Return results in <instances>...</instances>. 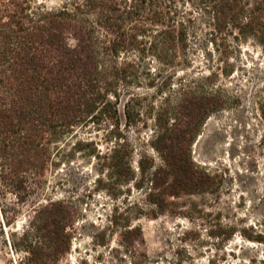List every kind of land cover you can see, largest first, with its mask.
Wrapping results in <instances>:
<instances>
[{
	"label": "trees",
	"instance_id": "1",
	"mask_svg": "<svg viewBox=\"0 0 264 264\" xmlns=\"http://www.w3.org/2000/svg\"><path fill=\"white\" fill-rule=\"evenodd\" d=\"M59 5L0 0V192L25 201L48 170L70 158L69 139L79 129L101 125H111L113 146L103 155L91 149L89 155L102 159L94 181L109 196H118L130 182L141 188L146 180L145 200L162 211L167 196L208 186L210 178L192 162L188 146L213 99L182 92L172 109L159 108L150 145L162 164L140 156L137 179L121 128L120 92L143 83L140 75L150 73L140 60L149 57L161 66L145 84L158 92L172 86L192 48L187 5L209 18L212 44L251 38L264 51V0H61ZM139 104L135 94L124 102L125 126L142 114ZM91 144L79 139L71 149ZM75 214L64 200L50 199L35 209L19 238L30 264H52L50 259L68 251ZM129 226L124 225V237L135 233L142 241L140 229Z\"/></svg>",
	"mask_w": 264,
	"mask_h": 264
},
{
	"label": "rangeland",
	"instance_id": "2",
	"mask_svg": "<svg viewBox=\"0 0 264 264\" xmlns=\"http://www.w3.org/2000/svg\"><path fill=\"white\" fill-rule=\"evenodd\" d=\"M37 3L53 8L61 0ZM185 10L193 18L188 64L176 69L172 86L158 92L145 83L158 72L160 62L153 57L140 60L150 74L140 75V86L121 90L118 111L138 179L140 156L162 164L150 145L159 108L172 109L182 92L211 97V110L188 146L192 162L209 176V185L192 194L167 196L162 211L145 200L146 180L141 188L130 182L121 194L109 196L94 181L102 159L89 151L103 155L113 146L111 125L79 129L66 145L70 158L48 170L25 201L0 192V264L31 263L19 238L35 209L50 199L66 201L76 214L68 229V251L48 263L264 264V51L251 38L212 44L206 14L190 5ZM130 94L138 96L142 114L135 124L125 126L123 105ZM79 139L92 144L73 151ZM114 211L116 224H111ZM128 224L140 229L142 241L135 233L124 237Z\"/></svg>",
	"mask_w": 264,
	"mask_h": 264
}]
</instances>
